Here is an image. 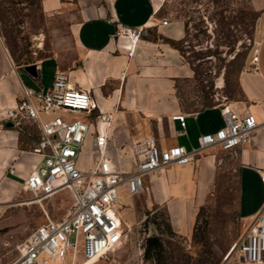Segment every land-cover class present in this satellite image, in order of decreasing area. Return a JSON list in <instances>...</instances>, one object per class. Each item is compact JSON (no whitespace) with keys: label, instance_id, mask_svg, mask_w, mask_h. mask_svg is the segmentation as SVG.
Masks as SVG:
<instances>
[{"label":"crops","instance_id":"obj_1","mask_svg":"<svg viewBox=\"0 0 264 264\" xmlns=\"http://www.w3.org/2000/svg\"><path fill=\"white\" fill-rule=\"evenodd\" d=\"M40 2L42 11L61 21L64 29L53 27L52 53L34 64L36 78L27 74L24 66L11 63L0 41V119L4 123H10L4 121L5 111L15 107L21 85L46 90L56 72L67 74L70 88L91 96L94 114L111 115L107 151L124 171L132 169L131 145L150 137L163 148H197L200 135L222 127L223 106L237 114L251 113L258 124L264 122V11L256 25L258 60L253 64L250 57V70L241 72L238 79L242 100L193 110L179 94L180 84L190 80L191 70L164 40H180L184 26L179 20L161 24L157 17L159 0ZM117 25L145 30L131 58L113 37ZM174 115L184 116L183 125L172 119ZM214 150L144 178L147 201L165 205L172 227L182 235L191 231L197 211L207 203L215 183L220 157ZM225 152L235 157L238 165L240 218L250 220L264 204V126L252 133L248 144ZM41 160L30 151L18 153L15 133L1 135L0 171L6 166L13 168L8 175L15 184L24 183Z\"/></svg>","mask_w":264,"mask_h":264},{"label":"rangeland","instance_id":"obj_2","mask_svg":"<svg viewBox=\"0 0 264 264\" xmlns=\"http://www.w3.org/2000/svg\"><path fill=\"white\" fill-rule=\"evenodd\" d=\"M159 1L158 19L179 20L184 26L182 38L172 46L191 70L190 80L179 87L182 102L195 110L242 100L238 79L241 72L250 70L248 62L256 46V25L264 0ZM54 26L64 29L61 21L42 11L40 0L0 1V41L15 65H32L50 55ZM8 132L15 133L18 153H28L39 137L32 121L23 120L18 127L8 128L0 119V138ZM91 143L88 137L78 159L84 169L92 162ZM214 152L220 157L217 177L187 235L172 227L165 205L147 201L146 191L130 196L120 187L115 210L121 219L122 240L88 264H240L236 247L224 261L250 221L239 215L238 165L227 152ZM9 169L6 166L0 171V264L15 260L34 229L48 220L63 218L72 201L66 188L29 202L24 183L15 184ZM151 237L159 239L162 251L147 260L145 242ZM63 264H81V260L69 253Z\"/></svg>","mask_w":264,"mask_h":264},{"label":"built area","instance_id":"obj_3","mask_svg":"<svg viewBox=\"0 0 264 264\" xmlns=\"http://www.w3.org/2000/svg\"><path fill=\"white\" fill-rule=\"evenodd\" d=\"M144 32L143 27L117 25L113 37L131 58ZM257 60L254 48L251 62ZM94 108L86 91L70 88L67 74L56 72L46 90L21 85L15 107L5 111L4 121L15 127L22 120L33 121L40 133L38 144L30 152L42 160L24 181L29 202L41 201L66 188L72 195L66 215L38 225L9 264H63L69 253L81 264L99 258L122 240L123 230L115 210L120 187H125L130 196L138 195L144 190L145 176L172 165L188 164L208 149L232 151L248 144L252 133L264 126L251 113L237 114L223 106L222 127L200 135L197 148H163L150 137L131 145L132 169L124 171L107 151L111 115L94 114ZM172 119L184 123L183 115ZM88 137L92 139L93 158L84 169L78 159ZM8 173L12 174L13 168ZM261 182L264 186V173ZM235 247L242 259L240 264H264V204L250 219Z\"/></svg>","mask_w":264,"mask_h":264},{"label":"trees","instance_id":"obj_4","mask_svg":"<svg viewBox=\"0 0 264 264\" xmlns=\"http://www.w3.org/2000/svg\"><path fill=\"white\" fill-rule=\"evenodd\" d=\"M170 46L174 45V41L173 40H169V39H164ZM30 121V120H29ZM33 122V121H32ZM40 140V136L38 137L37 142L35 143V145L38 144ZM34 145V146H35ZM33 147V146H32ZM31 147V148H32ZM162 251V244L159 241L158 238L155 237H151L148 238L145 242V249H144V259H154L155 257H157V255L160 254V252Z\"/></svg>","mask_w":264,"mask_h":264},{"label":"water","instance_id":"obj_5","mask_svg":"<svg viewBox=\"0 0 264 264\" xmlns=\"http://www.w3.org/2000/svg\"><path fill=\"white\" fill-rule=\"evenodd\" d=\"M27 74H29L32 78H36V65L32 64V65H26L22 68ZM12 124L11 123H6V127H11ZM235 246L231 249V251L227 254V256L225 257L224 261H227L229 259V257L232 254V251L234 250ZM242 259L240 258V261Z\"/></svg>","mask_w":264,"mask_h":264},{"label":"bare ground","instance_id":"obj_6","mask_svg":"<svg viewBox=\"0 0 264 264\" xmlns=\"http://www.w3.org/2000/svg\"><path fill=\"white\" fill-rule=\"evenodd\" d=\"M119 221H120V223H121V219L119 218ZM97 258H95V259H93V260H96ZM93 260H91V261H93ZM91 261H89V262H86V263H84V264H88V263H90Z\"/></svg>","mask_w":264,"mask_h":264}]
</instances>
